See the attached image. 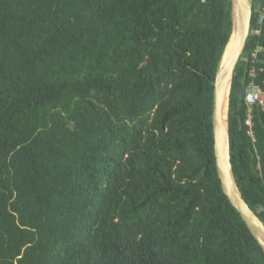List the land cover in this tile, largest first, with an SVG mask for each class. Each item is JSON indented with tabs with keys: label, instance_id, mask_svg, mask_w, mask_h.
Masks as SVG:
<instances>
[{
	"label": "trees",
	"instance_id": "1",
	"mask_svg": "<svg viewBox=\"0 0 264 264\" xmlns=\"http://www.w3.org/2000/svg\"><path fill=\"white\" fill-rule=\"evenodd\" d=\"M251 2L229 130L264 223V111L246 102L251 82L264 94V0ZM231 33V0H0V264H264L216 169Z\"/></svg>",
	"mask_w": 264,
	"mask_h": 264
},
{
	"label": "water",
	"instance_id": "2",
	"mask_svg": "<svg viewBox=\"0 0 264 264\" xmlns=\"http://www.w3.org/2000/svg\"><path fill=\"white\" fill-rule=\"evenodd\" d=\"M232 33L213 83L212 129L214 155L221 188L231 206L238 212L264 253V223L244 199L236 181L230 143V94L236 68L245 52L251 33L253 6L251 0H231Z\"/></svg>",
	"mask_w": 264,
	"mask_h": 264
},
{
	"label": "built area",
	"instance_id": "3",
	"mask_svg": "<svg viewBox=\"0 0 264 264\" xmlns=\"http://www.w3.org/2000/svg\"><path fill=\"white\" fill-rule=\"evenodd\" d=\"M263 18H264V14H262L259 17L260 23L262 22ZM255 75H256L255 71L252 70L251 76L254 77ZM246 102L250 108V112L252 111L253 107H255V106L261 107L262 110L264 111V94L262 93L260 88L256 84H254L253 82L250 83V87L247 91ZM246 124H247V126L252 127L253 124H252V118L251 117H249Z\"/></svg>",
	"mask_w": 264,
	"mask_h": 264
}]
</instances>
